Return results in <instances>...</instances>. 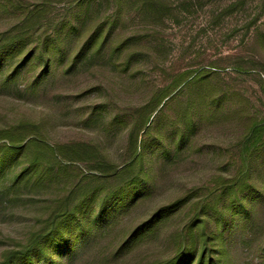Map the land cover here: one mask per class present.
Returning <instances> with one entry per match:
<instances>
[{
    "label": "rangeland",
    "instance_id": "obj_1",
    "mask_svg": "<svg viewBox=\"0 0 264 264\" xmlns=\"http://www.w3.org/2000/svg\"><path fill=\"white\" fill-rule=\"evenodd\" d=\"M41 1L24 0L28 5ZM98 1L89 14L83 37L115 16L113 0ZM162 1L167 10L161 19L144 17L136 6L122 7L112 40L123 45L112 59L105 54L77 65L70 75L58 72L51 79L52 85L45 86L39 96L22 92L23 85L38 75L40 67L36 66L19 79L18 91L0 90V128L20 120L42 122L48 142L92 143L114 165H122L129 157L128 133L134 125L146 121L143 107L155 93L168 87L176 75H195L198 71L208 74L203 85L181 86L173 99L164 100L152 114L147 133L138 135L137 146H143L147 162L165 149L175 151L176 127L182 124L187 110L195 111L200 97L205 99V119L196 123L179 151L164 164L156 188L137 206L112 218L115 228L110 235L117 234L118 239L131 224L147 219L154 208L193 189L201 190L196 197L202 200L208 190L229 184L241 165L247 126L256 123L264 127V0ZM72 2L52 3L48 21L43 29L34 30L24 55L30 53L38 36L52 42L59 21L71 18ZM19 15L0 9V33L15 25ZM83 39L72 42V50ZM130 54L132 61L125 67ZM261 135L264 141V130ZM250 166L257 181L242 201L250 210L244 214L246 209L240 210L236 203L227 205L229 210L222 212V218L210 213L216 248L227 254V264H264V157ZM219 177L223 183H214ZM2 182L0 188L9 189L11 183ZM64 183L61 180L50 187L44 183L34 189L15 183V194L1 196L0 262L25 243L37 224L41 202L53 198ZM13 195L17 199L11 200ZM194 199L171 215L152 240L140 242L125 256L105 258L102 243L80 253L73 264H154L168 258L173 246L165 243L167 232L178 225V220L186 222L189 203Z\"/></svg>",
    "mask_w": 264,
    "mask_h": 264
},
{
    "label": "trees",
    "instance_id": "obj_2",
    "mask_svg": "<svg viewBox=\"0 0 264 264\" xmlns=\"http://www.w3.org/2000/svg\"><path fill=\"white\" fill-rule=\"evenodd\" d=\"M56 1L42 0L28 5L24 0H0V9L12 10L15 14L20 12L16 24L0 33V90L4 93L18 91L19 79L33 66L40 67V71L23 85L22 92L35 97L45 86L52 85L51 79L58 72L62 76L70 75L77 65L105 54L112 59L123 45L112 40L116 18L123 6H136L139 13L151 19H161V14L167 10L162 0H113L115 16L110 21L107 18L83 37L92 7L99 1L73 0L69 8L71 18L59 21L52 42L38 36L30 53L24 55L27 40L33 39L35 29H43L50 16L49 8ZM82 38L79 46L72 50L71 43ZM132 58V54L126 58L125 67ZM195 73L174 76L171 84L155 93L151 102L143 107L146 121L130 129L129 157L122 165H114L101 148L92 143L48 142L42 122L20 120L0 128V180L11 183L9 189L0 188V206L4 203L1 196L9 192L15 194V183L34 189L65 181L60 190L56 189L53 198L41 202L37 224L25 243L18 250L7 253L0 264H73L80 253L92 251L102 243H105V258L115 260L131 252L140 242L152 240L171 215L193 197L186 222L178 220V225L167 232L165 243L167 247L173 246L172 255L154 264H227V254L216 248L210 213L222 218V212L229 210L227 205L236 203L240 210L246 209L244 214L250 210L242 202L246 194L254 190L252 183L257 181L250 163L255 165L264 157V141L261 140L264 127L256 123L247 126L245 145L240 152L241 165L227 182L229 184L208 190L202 200L196 197L201 190L193 189L184 197L154 208L147 219L131 224L120 239L117 234L110 235L115 228L114 215L134 208L150 195L159 183L164 164L179 151L196 123L205 119V99L200 97L195 111L187 110L182 124L176 127L175 151L165 149L147 162L143 146H137L138 135L147 133L152 114L164 100L173 99L181 86H201L207 80L206 72ZM144 128L147 129L144 131ZM214 183L223 181L219 177ZM14 199L16 195L11 198ZM108 236L112 237L106 240Z\"/></svg>",
    "mask_w": 264,
    "mask_h": 264
},
{
    "label": "snow or ice",
    "instance_id": "obj_3",
    "mask_svg": "<svg viewBox=\"0 0 264 264\" xmlns=\"http://www.w3.org/2000/svg\"><path fill=\"white\" fill-rule=\"evenodd\" d=\"M125 207L127 208L128 206L126 205ZM145 227H147V225Z\"/></svg>",
    "mask_w": 264,
    "mask_h": 264
}]
</instances>
